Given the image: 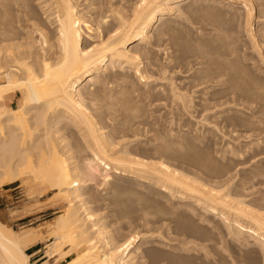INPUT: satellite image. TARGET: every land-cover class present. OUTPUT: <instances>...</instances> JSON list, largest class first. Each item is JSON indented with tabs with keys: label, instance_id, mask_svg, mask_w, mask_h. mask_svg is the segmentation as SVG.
Listing matches in <instances>:
<instances>
[{
	"label": "bare ground",
	"instance_id": "bare-ground-1",
	"mask_svg": "<svg viewBox=\"0 0 264 264\" xmlns=\"http://www.w3.org/2000/svg\"><path fill=\"white\" fill-rule=\"evenodd\" d=\"M182 1L185 0H138L134 9L131 7L133 9L130 13L131 16L127 15L128 18H122L118 12H112L115 17L119 18L108 21L107 14L104 17L94 18L96 15L93 16L90 7L85 5L86 0H0V188L5 185H13L16 182L21 183L25 178L30 177L34 181L46 182L52 191H57L58 198L67 200L69 204L64 214L60 215L51 225L50 236L54 238V242L48 245L47 251L43 254L44 264L49 259L62 264L139 263V261L136 262V258L131 257L132 245L136 240L135 236H130L131 238L121 245H113L114 243L108 241L109 237L104 236L106 233L99 226L98 220H95L94 215L90 214L88 207H84L86 203H81V205L79 203V206L72 204L74 200L77 201L79 198L80 193L77 190L83 185V180L92 181L95 178H98V180L101 178L103 183H107L110 178L109 171L116 175H124L128 180H135L134 178H136L140 182L153 183L166 192H172L174 188L179 189V200L181 202H192V206L189 207L194 212L198 211L201 217V214L205 215L206 213L217 214V217H219L217 219L224 223L230 222L231 230L237 238L241 237L244 241L243 238L246 235L264 254V214L262 212L254 210L255 208H251L250 204L245 205L244 202L234 200L236 202L232 204L233 199L230 198L231 203L227 202V197H225L226 200L221 199L223 195L220 196V192L218 196L217 191L207 189L208 187L204 188L201 186L202 184H198V180L196 181L197 184L190 182L191 180L189 181L187 176V179H185L182 177L183 175L181 176L180 173L169 169L161 162H159L157 169L155 167L149 168L152 170L151 176L144 173L145 170L147 172L145 168L150 167L151 164L147 165L148 162H141L142 159L130 158L129 154L135 152V148L139 150V147L130 145L135 143L133 140L131 142L129 140V143L127 141L121 143L120 141L125 136L123 137L116 130L114 124L118 117L133 121L132 117L137 114L133 98L123 97L122 100H118V97L117 100L111 98V101L107 103L103 101V105L106 103L104 106H100L101 100L97 101L99 89L96 87L108 79V75L113 72L115 66L120 70L125 69L121 73H131L129 70H132L133 75H138V78H136L140 81L144 79L146 74H157L151 69L152 67L148 66L149 61L145 62L147 68L144 66L146 69L144 71L140 70L143 62L141 60L145 61L150 56L147 54L150 51L149 49L148 52L145 50V56L142 54V45L148 42V32L150 29L156 28L155 22L160 20L158 17L163 20L162 17L165 16L166 12L172 10L171 5ZM186 1L187 4L197 0ZM203 1H209L208 3H210L217 0ZM226 1H242L246 11L248 8V13H246L249 17H247L246 22L249 21L248 18L252 17L253 9L251 6L253 5L250 4L252 0ZM83 5L85 7L82 9ZM173 7L175 8V6ZM132 44L133 47L129 50ZM106 64L108 65L106 66ZM165 72L159 74L160 79L163 81L166 79L163 74ZM209 72L207 71L208 74H210ZM118 73L116 72V74ZM228 73H219V76L217 74L214 77L205 76L194 83L186 84L185 87L180 86L181 88L170 86L168 88V98L166 99H170L175 105L181 102L179 106L182 109H187L185 104L189 105L188 103L191 100H187L182 92L199 93L201 95L200 99L198 97L200 103L196 104L199 107L198 114L202 116L206 113L204 120L208 125H212L211 128L214 126L217 129L220 124L221 130H217L222 133L223 138L225 136L229 137L226 139V141L228 139L229 141L224 145L230 149L232 140L239 141V139L244 138L249 141L248 138H251L250 132L252 134L253 132L246 127L247 123L244 121L242 123H246L244 128L250 130L240 136L239 132L243 130L241 129V122V126H239L238 123H232L230 117L229 119L225 118L229 116L230 108L234 105L232 98L229 97V95L231 96L229 93L230 88L226 90L229 92H224V94L221 92V96L214 92H208L213 86L209 87L208 85L213 83L212 80L217 81L221 78L225 80L224 77L230 78L232 73ZM102 75L104 76L102 77ZM245 77L246 75L242 78L245 79ZM234 78L236 79V77ZM124 79H126V76L118 78L116 83L117 86L126 89L128 84ZM245 80L247 81L248 78ZM230 81L228 80V83ZM169 83L173 84V82ZM96 84L98 85L95 87ZM238 85L240 86V84ZM256 89L260 88L257 87ZM257 90L256 92H262V90ZM10 93L20 94L22 98V104L15 109H6L3 106V100ZM84 100L88 101L87 104L84 103ZM186 111L188 113L189 109L183 112ZM96 112L98 115L100 113L104 115L101 126L102 123L105 124L102 127H99V123H96L97 120L95 119L101 117L100 115L95 118ZM236 120L242 121L237 118L234 121ZM103 129H110L107 136ZM122 130L123 128H121ZM123 131L122 133L126 132ZM137 135L133 134L131 138L135 139ZM68 139L74 140L73 147L69 146ZM253 143H247L248 145L245 146L243 152L241 150L240 152L237 148L236 150L231 148L230 154H235L236 157L241 158L240 156L246 152L249 154L247 156L249 157L248 161L252 162L253 160L254 162V159L255 161L262 159L260 161L262 162L264 159L263 142L261 146L257 142L260 147H257L255 143L257 148ZM142 145H145V143ZM74 149L76 153L73 151ZM244 163L247 162L241 164ZM172 193L174 194V191ZM261 199L264 202L262 197ZM197 207L200 208V211ZM232 216L234 218L230 220ZM242 221H246L247 226ZM33 234L31 232L16 233L0 223V264H31L26 250L35 243L37 237ZM235 236L234 239L237 241ZM241 239L239 240L241 241ZM65 247L67 250L63 251ZM68 257L71 258L66 260Z\"/></svg>",
	"mask_w": 264,
	"mask_h": 264
},
{
	"label": "rangeland",
	"instance_id": "rangeland-1",
	"mask_svg": "<svg viewBox=\"0 0 264 264\" xmlns=\"http://www.w3.org/2000/svg\"><path fill=\"white\" fill-rule=\"evenodd\" d=\"M137 2L138 0H86L85 5L90 7L93 16L96 15L94 18L104 17L107 14L109 17L107 20L112 21L114 18H119L115 17L112 12H118L122 18H126L127 15L131 16L130 13H132L131 11ZM185 2L187 1L171 5L172 10L166 12L165 16L162 17L163 20L158 17L160 20L157 19L159 21L155 22L156 28L150 29L148 32L149 43L146 42V45H142V54L145 56V52L150 50L147 53L150 56L147 59V55L145 61L141 60L143 62L140 70L144 71L147 68L145 62L149 61L150 64L147 62L148 66L152 67L151 69L157 74H146L144 79L140 81L137 79L138 75H133L132 70H129L131 73H121L125 69L120 70L115 66L106 81L95 85V87L98 85L96 88L99 89L97 101L101 100L100 106H104L108 101H111V98L112 100H117V97L118 100H122L123 97L133 98L138 114H136L137 117L136 115L132 117L134 125L130 121L131 119L127 121L122 117H118L119 120L116 119L114 124L116 130L123 137L125 136L120 141L121 143H126V141L129 143L133 140L135 143L130 145L139 147V150L135 148V152L129 154L130 158L142 159L141 162H148L147 165L151 164L150 167L145 168L148 173L146 170L143 171L144 173L151 176L152 170L149 168L155 167L157 169L159 162H161L169 169L180 173L181 176L183 175L182 177L185 179L191 180L190 182L196 184L198 182L204 188L213 189L214 192L217 191L218 196L219 192L220 196L225 195L221 199L226 200L225 197H227V202L233 199L232 204L236 201L244 202L247 206L250 204L251 208H255L254 210L264 214V202L261 199V197L264 199V159L262 162H260L262 159L258 161L254 159V162L253 160L251 162L248 161L249 157L247 156L249 154L246 152L240 156L241 158L236 157L235 154H230L231 148L235 150L237 148L243 152L249 142L256 141L253 144L255 146L256 143L257 147H260L263 142L264 146V0L249 1L253 5L251 6L253 15L248 18V22H246L247 17H249L248 8L246 11L242 1L217 0L208 3L209 1L199 0L197 3L188 2L187 4ZM85 5L82 6V9ZM126 10L130 11L127 12ZM132 47L133 44L129 50ZM220 63L221 65H219ZM235 68H238L237 71ZM163 71H166L163 73L166 78L164 81L159 76ZM207 71H210V74ZM222 71L229 72L228 74L232 73L231 77L229 75L230 78L224 77L227 82L222 78L217 79V81L220 80L218 83L216 80H212L214 84H208L209 87L213 85L208 92H214L221 96L222 93L230 91L231 96L229 95V97L232 98L234 105L230 108L229 116L225 118L229 119L230 117L232 123L240 124L241 122L242 124L244 121L247 123V126L246 123L242 124L241 129L243 130L240 129V136L250 129L253 132V134L250 132L252 140L251 138H248L249 141L244 138L239 139V141L232 140L230 149L224 145L229 141V139L226 141L229 137L223 138L222 133L219 132L221 130L220 124L217 128L220 129L219 131L214 126L211 128L212 125H208L204 120L206 113L202 116L198 114L199 107L196 104L200 103L201 95L199 93L192 92V95L190 92H182L187 100H191L188 103L190 106L185 104L192 113L191 116L189 111V115L187 111L183 112L187 109H182L179 106L181 102L175 105L170 99H166L170 86L185 87L186 84L194 83L205 76L214 77L217 74L219 76V73H224ZM116 72L121 75L116 74ZM245 75V79L248 78L247 81L243 79ZM122 76H126L124 79L128 84L126 89L117 86L116 83L118 78H122ZM227 79L229 81L231 79V81L228 83ZM169 82H173V84ZM257 87L262 92L258 91ZM228 88H230L229 91H226ZM112 95L114 97H111ZM12 96L14 97L6 100V105L15 109L22 104V98L20 94ZM103 101H106L104 105ZM87 102L84 100L85 104ZM4 107L6 108L5 105ZM100 115L101 117H99ZM100 115L97 113V117L95 115L94 117H99L95 120H97L96 123H99L98 126L102 127L105 124L102 123L101 126L104 115L102 113ZM120 118L122 119L120 120ZM236 118L242 121H234ZM99 120L101 121L99 122ZM244 126L250 129L244 128ZM121 128L126 131L122 130L125 134L122 133ZM103 131L107 133H105L107 136L110 129H103ZM243 131L245 132L242 133ZM133 134H138L135 139L131 138ZM73 141L68 139L67 142L70 147L74 146ZM257 142L260 143V146L257 145ZM143 143L146 146L142 145ZM159 147L164 148L160 149ZM72 153L75 154L76 151ZM246 158L248 159L246 160ZM242 162L247 163L241 164ZM109 172V183L108 181L103 183L101 178H99L100 181L98 178L92 181L83 180V185H80L81 187L77 190L80 193L79 198L77 201L74 200L72 204L79 206V203L80 205L86 203L84 207H88L89 210H87L90 214L94 215L95 220H98L99 226L106 233L104 236L109 237L108 241L114 243L113 245H121L135 236L136 240L132 245L131 257L136 258V262L139 261L138 264H264L263 252L261 249V252L259 251L258 246L256 247L249 237L242 236L244 241L241 237L237 238L231 230L230 222L224 223L217 219L219 218L217 214L206 213L205 215L201 214V217L198 211L194 212L189 207L192 206V202L179 200V189L174 188L176 191L173 189V194V191H170L171 193L163 191L161 187L153 183L140 182L136 178H134L135 180H128L124 175ZM35 181L27 177L21 183L16 182L13 185H5L0 188V223L16 233H34L33 235L37 238L31 247L36 243H41L39 246L42 248L40 255H43L47 251L48 245L54 242V238L50 236L51 225L60 215L64 214L69 204L67 200L58 198L57 191H52L46 182L39 180L35 183ZM242 185L243 187H241ZM165 196L167 200L164 198ZM197 208L200 211V208ZM233 218L234 216L230 217V220ZM242 223L247 226L246 221H242ZM234 236L237 241H235ZM66 250V247L63 248V251ZM30 262L33 264V261ZM53 263H55L53 259L46 262V264Z\"/></svg>",
	"mask_w": 264,
	"mask_h": 264
},
{
	"label": "crops",
	"instance_id": "crops-1",
	"mask_svg": "<svg viewBox=\"0 0 264 264\" xmlns=\"http://www.w3.org/2000/svg\"><path fill=\"white\" fill-rule=\"evenodd\" d=\"M12 95H17L15 93H10L7 95V98L5 99V101L3 100V104L6 106V109H13V108H10L9 106L6 105V100H10L11 98H13L14 96ZM13 104V103H11ZM3 105V106H4ZM19 107V106H17ZM23 218H28V217H23ZM17 220H23V219H17ZM41 243H36L35 245H33L32 247L28 248L26 250L27 254L30 256V261H33V264H44V261H43V255H40L41 254V250L42 248H40ZM69 258V257H68ZM48 261V260H46ZM53 264H56V263H53ZM62 264V263H60Z\"/></svg>",
	"mask_w": 264,
	"mask_h": 264
}]
</instances>
